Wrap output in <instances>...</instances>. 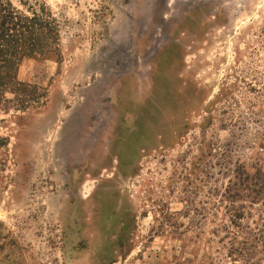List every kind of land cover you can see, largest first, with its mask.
Instances as JSON below:
<instances>
[{"label": "rangeland", "instance_id": "rangeland-1", "mask_svg": "<svg viewBox=\"0 0 264 264\" xmlns=\"http://www.w3.org/2000/svg\"><path fill=\"white\" fill-rule=\"evenodd\" d=\"M13 2L60 40L0 101V264H264V0Z\"/></svg>", "mask_w": 264, "mask_h": 264}, {"label": "trees", "instance_id": "trees-1", "mask_svg": "<svg viewBox=\"0 0 264 264\" xmlns=\"http://www.w3.org/2000/svg\"><path fill=\"white\" fill-rule=\"evenodd\" d=\"M59 40L58 25L49 12L0 0V101L7 89L21 85L17 73L22 61L58 54Z\"/></svg>", "mask_w": 264, "mask_h": 264}]
</instances>
